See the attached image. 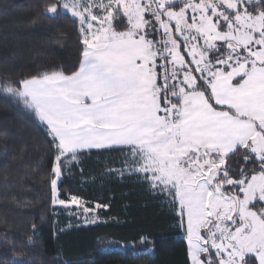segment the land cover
<instances>
[{
  "label": "snow or ice",
  "instance_id": "6c2138e0",
  "mask_svg": "<svg viewBox=\"0 0 264 264\" xmlns=\"http://www.w3.org/2000/svg\"><path fill=\"white\" fill-rule=\"evenodd\" d=\"M37 9V20L74 21L79 59L0 72V95L34 116L49 144L43 175L5 170L3 196L27 206L39 179L50 207L98 220L111 203L86 206L61 185L92 152L118 153L104 175L135 178L167 203L187 234V264H264V0H39ZM33 235L0 234V264H32Z\"/></svg>",
  "mask_w": 264,
  "mask_h": 264
},
{
  "label": "trees",
  "instance_id": "16d2710c",
  "mask_svg": "<svg viewBox=\"0 0 264 264\" xmlns=\"http://www.w3.org/2000/svg\"><path fill=\"white\" fill-rule=\"evenodd\" d=\"M38 3L0 0V72L22 76L39 68L71 67L79 59L74 21L67 16L37 20ZM48 149L43 125L14 99L0 95V177L5 170L11 176L31 169L37 177L43 175ZM110 158L119 154L92 152L66 173L61 185L86 206L111 203L112 210L100 213L98 220L95 214L85 218L77 206L50 207L46 187L35 179L23 198L27 206L5 198L0 184V234L7 230L23 238L33 235L30 226L36 224L26 249L32 264H187L182 226L171 208L135 178L120 181L104 175L113 166ZM145 237L147 243L142 242Z\"/></svg>",
  "mask_w": 264,
  "mask_h": 264
},
{
  "label": "rangeland",
  "instance_id": "374dc122",
  "mask_svg": "<svg viewBox=\"0 0 264 264\" xmlns=\"http://www.w3.org/2000/svg\"><path fill=\"white\" fill-rule=\"evenodd\" d=\"M186 232L184 230V228L182 227V236L184 237L185 241H186V244H187V239H186Z\"/></svg>",
  "mask_w": 264,
  "mask_h": 264
}]
</instances>
